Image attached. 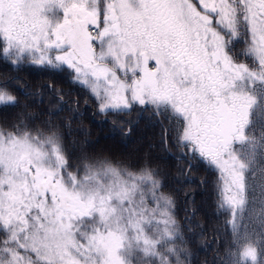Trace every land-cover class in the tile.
I'll return each mask as SVG.
<instances>
[{"label": "snow or ice", "instance_id": "1", "mask_svg": "<svg viewBox=\"0 0 264 264\" xmlns=\"http://www.w3.org/2000/svg\"><path fill=\"white\" fill-rule=\"evenodd\" d=\"M0 61L68 70L102 114L168 121L217 173L224 264H264V0H0ZM173 208L147 166L70 169L56 128L0 126V264H186Z\"/></svg>", "mask_w": 264, "mask_h": 264}, {"label": "trees", "instance_id": "2", "mask_svg": "<svg viewBox=\"0 0 264 264\" xmlns=\"http://www.w3.org/2000/svg\"><path fill=\"white\" fill-rule=\"evenodd\" d=\"M65 77L69 82L60 80H65ZM0 86H6L16 97L15 106L0 108V126H11L22 120L30 129L47 131L49 126L56 128L70 169L82 167L83 158L79 159L81 156L77 148L81 144H89L90 147L88 134L92 127L112 132L120 143L130 139L138 141L143 132L159 130L161 141L157 135L151 144V149L156 152L155 159L159 161L133 166L107 156H96L89 150L85 151L88 153L84 157L107 160L131 171L145 166L151 168L158 174L162 190L174 202V217L190 254L186 264H224L231 248V235L226 223L227 214L217 207L216 171L201 160L184 155V151L170 137L173 131L168 121L155 119L141 123L137 120L140 107H134L135 112L130 114L100 113L97 101L86 89L72 81L68 70L27 64L13 68L9 63L0 61ZM22 113L24 117L20 116ZM144 114H150V110ZM259 123L260 118L257 117L258 126ZM165 129H168L167 133ZM162 158L169 161L171 169L164 167ZM250 183L255 189L251 195L257 196L255 206L259 208V195L264 192V170L257 167Z\"/></svg>", "mask_w": 264, "mask_h": 264}, {"label": "rangeland", "instance_id": "3", "mask_svg": "<svg viewBox=\"0 0 264 264\" xmlns=\"http://www.w3.org/2000/svg\"><path fill=\"white\" fill-rule=\"evenodd\" d=\"M60 80L63 82L66 80L68 81L66 77L65 80H63V78ZM76 84L80 87L78 83ZM23 104L24 103L22 102V105ZM20 116L24 117L25 114L22 113ZM108 133L110 132H105V129L98 130L92 127L90 133L88 134L89 138L91 139L89 141L90 147L89 144H87V146L81 144L79 146L80 148H77L79 156H81L79 159L83 158L82 159L83 162L85 161L94 162L95 160H92L88 157H84L88 153V152L86 153L85 151L89 150L93 152L94 155L96 156H107L111 159L126 162L127 164H131L133 166L138 164L145 165L146 162L148 161L150 162L152 160L159 161V159H155L157 157L155 156L156 152H154V150L151 149L152 147L151 144L154 143L156 136L159 134L158 131L153 132L152 130H150L145 133L143 132L142 133L143 136H141L140 140L134 141L130 139L125 142L121 141V143L118 138L116 139V137L111 134L112 132L110 134ZM84 138L86 139V137ZM162 159H164V162H162L165 163L164 167L171 169L170 166L168 165L169 161L168 160L166 161L165 158ZM154 164H157V162H155Z\"/></svg>", "mask_w": 264, "mask_h": 264}, {"label": "flooded vegetation", "instance_id": "4", "mask_svg": "<svg viewBox=\"0 0 264 264\" xmlns=\"http://www.w3.org/2000/svg\"><path fill=\"white\" fill-rule=\"evenodd\" d=\"M237 51H239V49H237ZM146 110H144V109H140V114H139V118L137 119L138 121H140L141 123H145V122H152V121H154L155 119H157V120H159L160 122H162V120H163V118H158L157 116H155L154 114H153V112L150 110V114H144V112H145ZM131 112H135V109H132V111ZM166 121V120H165ZM171 125V124H170ZM171 129H172V125H171ZM158 132H159V134H158V136H159V141H161L160 140V137H161V134H160V131L158 130ZM164 136L165 137H167V134H165L164 133ZM170 137L173 139V141L175 140L174 139V137H175V133L174 132H172V134H170ZM166 147H167V149H168V142L166 143Z\"/></svg>", "mask_w": 264, "mask_h": 264}]
</instances>
